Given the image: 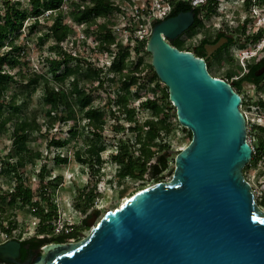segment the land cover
I'll list each match as a JSON object with an SVG mask.
<instances>
[{
  "label": "water",
  "instance_id": "95a60500",
  "mask_svg": "<svg viewBox=\"0 0 264 264\" xmlns=\"http://www.w3.org/2000/svg\"><path fill=\"white\" fill-rule=\"evenodd\" d=\"M193 17L182 11L156 22L146 46L192 132L172 177L107 210L84 238L36 248L34 264H264V207L244 173L253 148L242 97L204 58L168 41ZM20 248L19 239L0 243V259L31 264L17 260Z\"/></svg>",
  "mask_w": 264,
  "mask_h": 264
},
{
  "label": "trees",
  "instance_id": "16d2710c",
  "mask_svg": "<svg viewBox=\"0 0 264 264\" xmlns=\"http://www.w3.org/2000/svg\"><path fill=\"white\" fill-rule=\"evenodd\" d=\"M28 0L29 5L23 6L20 0H5V11L0 13V130L5 131L12 128V156L15 161H5L2 168H5L11 176L14 175L16 182L12 187L0 192V199L9 197L10 202L21 206L28 205L34 207V213L39 218L38 232L44 234L42 237H28L21 240V259L24 262L34 248H38L48 241H65L68 238L76 237L79 229L71 226V230L55 233V222L59 217L58 204L55 201L58 183L57 177H51L46 172L45 166L40 171V182L37 189L25 183L23 172L20 171L29 162L42 156L40 151L33 152L29 145V139L34 132L41 131L43 127L50 131L58 122L68 123L73 121L67 137L51 136L50 144L56 148L68 146L77 134L88 131L93 136V142H85L76 146L73 150L74 158L82 165H87L93 176L98 180L102 178V151L105 144L102 140L104 124L103 118L97 115L99 106L95 105V95L92 88L86 84L88 81L97 82V86H103L105 78L110 79L112 73L120 72L122 76L121 96L123 112L127 120L131 123V130L136 135L132 144L127 139L119 141V149L112 153V158L118 166L115 175L110 179L121 183L125 178L132 177L145 179L146 173L151 177H156L168 167L171 156V143L165 140L176 125L183 129L190 130L183 126L177 116L176 123L172 119V102L169 97V90H166L159 97H147L142 100L143 108L151 110V114L140 121L136 117V108H131L128 104L134 86L143 87L145 85V74L147 70H152L149 82L160 81L152 59L146 62L140 55L134 66L127 61L129 47L124 45L122 40L115 43V54L112 57L111 65L104 70L101 65L88 63L80 65L72 64L73 55L63 51L61 42L66 40L72 33L71 23L67 21L70 17L79 24H92L98 17L107 16L113 11H126L125 0ZM166 1V0H164ZM182 0L178 2L181 3ZM207 1V12L216 10L219 0ZM264 0L259 1V5ZM246 4H254L252 0H246ZM67 3V5H66ZM147 3H150L147 0ZM187 8L193 7L192 0L186 2ZM47 13V14H46ZM46 14V15H45ZM45 15L48 20L44 32L39 36V40L52 39L54 43L51 48L61 50L60 57L48 59L49 70L47 72L34 71L33 73L24 70L25 61L21 53L23 45L18 42L17 33L21 31L26 20L32 19L28 28L32 31L37 29L40 18ZM163 19L155 17L152 22ZM98 37L106 42L103 45L110 48L114 42V36H108L102 29L98 31ZM148 40H140L136 46V51L151 55L146 49ZM103 44V43H102ZM112 52V51H111ZM18 68L16 71H13ZM126 71H123L125 70ZM105 71V72H104ZM159 85V82L157 83ZM41 88L42 110L44 115L36 119L30 111V99L32 94ZM82 120H86L82 123ZM93 124V127L90 126ZM118 128H123V125ZM264 130V127H261ZM192 138V137H191ZM165 140V141H164ZM258 148L264 149V139H257ZM55 159L58 163H68L70 156L56 152ZM255 160V154L251 161L245 166L244 171ZM98 181L79 189L74 196L75 207L83 211L89 210L95 205L97 196ZM259 204L264 206V192L257 198ZM0 223L2 220L0 219ZM48 234H52L48 237Z\"/></svg>",
  "mask_w": 264,
  "mask_h": 264
},
{
  "label": "rangeland",
  "instance_id": "374dc122",
  "mask_svg": "<svg viewBox=\"0 0 264 264\" xmlns=\"http://www.w3.org/2000/svg\"><path fill=\"white\" fill-rule=\"evenodd\" d=\"M20 1L23 6L29 5L28 0ZM149 1L150 3H147V0H125L127 7L125 12H110L105 17H98L92 24H79L74 22L70 17H67L66 19L71 23L73 33L66 40L62 41L61 45L63 51H67L73 55L72 64L76 65L79 63L80 65H86L92 63L94 65H101L104 67V70H107L116 52L115 43L121 39L123 44L126 45V42L129 41L130 31L126 30V25L133 26L140 39L143 41L148 40L154 25L152 18L155 16H163L167 11L166 5L168 4L164 0L162 3H159L161 0ZM239 1L242 2L243 0ZM231 4L234 5V0L225 1L222 5V8H224L222 10L223 13H228L229 16L233 13V6ZM5 5V0H0V13H4ZM235 5L240 6V4ZM252 13L257 17L252 25L258 26L264 23V4H261V6L256 5ZM242 14L244 15L245 11ZM45 15L41 16L40 24H38L35 31L28 28L32 21L30 19L25 21L21 31L17 33L18 42L23 45L21 53L25 61L23 65L24 70H28L31 73L34 71L47 72L49 70L48 59L62 55L61 50L51 48V45L54 43L52 39L44 40V42L39 40V36L44 32L48 22ZM212 19L213 17L208 18L206 20L207 23L212 21ZM217 21L220 23V18ZM236 25L237 22L234 21L230 26L234 27ZM100 29L108 36L115 37L114 42L110 44V48L104 47L103 45L107 43L98 37V31ZM135 45V42L129 45L127 49L129 53L127 61L134 66L140 55L144 57L146 62L151 61L152 55L144 52V50L137 52ZM237 50L241 51L240 49ZM17 69L15 68L13 71ZM123 71H126V69ZM214 71L217 73L221 72L218 68H215ZM144 74L146 80L145 85L143 87L134 86L128 101L131 108H136V117L141 122L152 113L150 109L143 108L142 100L147 97L154 98L163 95L167 87L162 80H153L151 82L147 80L151 78L153 74L152 70H147V74L146 72ZM158 82L159 85L157 84ZM121 84L122 76L120 72L112 73L110 79L105 78L103 86L98 87L97 82L92 81H88L86 84L89 88H92L93 94L95 95L94 103L100 107L97 115L103 118L102 121L104 124L102 140L105 144V149L102 151L103 163L101 172L103 176L101 179L98 180L97 176H93L89 167L77 162L73 155V150L76 146L81 143L94 141L90 132L86 131L83 134H77L68 146L59 149L49 142L51 136L67 137L71 124L73 123L72 120L68 123L58 121L50 131L45 130L43 127L41 131L34 132L33 136L29 139V145L33 152L40 151L42 156L36 158L35 162H29L25 167L20 169L23 172L25 183L37 189L40 182L39 173L42 167L45 166L46 172L51 174L52 178L57 177L55 178V181L58 183L55 201L58 204L60 214L58 219H56V225L65 222L67 225L76 226L79 229L76 237L68 238L62 242L78 241L84 238L107 210L120 206L127 197L147 185L159 180H169L174 171L176 155L191 140V130H186L182 126L176 125L165 139L171 143V156L168 161V167L164 171L160 172L156 177H151L149 173H146V178L143 180L127 177L121 183H118L117 180L111 181L110 179L115 175L118 166L117 162L112 158V153H115L119 149V141L121 139H127L132 144L136 135L135 131L131 130V123L127 120L123 112V103L119 102L122 101ZM253 92L251 90L242 94L246 97L245 102L241 105V109L247 115L248 138L256 149V152H253V155L255 154V160L244 173L253 185L256 197L258 198L264 192V149L260 150L256 141L258 138L264 139V130L261 129L260 125L264 123V109L252 104L250 101L249 95L251 94L253 97ZM41 95L42 90L39 87L32 94L29 104L30 111L38 120L41 115L45 114L42 110ZM172 106V119L176 123L178 118H176L177 110L173 103ZM85 121L82 120V123ZM122 125L123 128H118ZM90 126L93 127V124L90 123ZM12 146V128L5 131L0 130V192L12 187L16 182L14 175L11 176L5 168H2V164L5 161H15V157L11 154ZM56 152L63 155L68 154L70 156L69 162L58 163L55 159ZM96 180L98 181V192L95 205L87 211L75 207L74 196L79 189L89 182L92 185ZM0 219L2 220V223H0V243L10 239L44 236V234L38 232L39 218L34 213V207L15 205L10 202L9 197L0 199ZM57 231L55 228V233ZM51 236L52 234H48V237ZM36 257L33 258L31 264L35 263ZM0 264L23 263L7 262L0 259Z\"/></svg>",
  "mask_w": 264,
  "mask_h": 264
},
{
  "label": "flooded vegetation",
  "instance_id": "af4514ba",
  "mask_svg": "<svg viewBox=\"0 0 264 264\" xmlns=\"http://www.w3.org/2000/svg\"><path fill=\"white\" fill-rule=\"evenodd\" d=\"M178 1L167 0V11L163 18L173 17L182 11H190L194 17L185 30L174 37L169 36L168 41L179 49L192 51L196 56L204 58L207 69L212 75L225 79L240 93L241 105L246 100L245 95L242 94L253 90V97L249 95L250 101L264 109V23L258 26L252 25L257 18L252 10L256 5L261 6L260 0H252L254 4L251 6L246 4V0L242 2L234 0V5L231 4L233 6L231 16L222 11L223 3L228 0H219L216 10L212 12H207V1L201 4L192 2L191 8H187L186 4L182 3L188 0H182L181 3ZM261 4H264V1ZM243 11H245L244 15ZM211 17H213L212 21L207 23L206 20ZM218 18L221 20L220 23L217 21ZM234 21L237 25L231 27ZM219 39L223 40V44L211 50L209 44ZM215 68L221 72H215ZM21 249L22 244L17 257L19 262ZM35 249H32L27 257L31 262L39 254L34 251Z\"/></svg>",
  "mask_w": 264,
  "mask_h": 264
},
{
  "label": "built area",
  "instance_id": "2783aa9c",
  "mask_svg": "<svg viewBox=\"0 0 264 264\" xmlns=\"http://www.w3.org/2000/svg\"><path fill=\"white\" fill-rule=\"evenodd\" d=\"M162 1L163 0H161V1H159V3H162ZM203 0H193L192 2L194 3V4H198V3H200V2H202ZM165 2H167V0L165 1ZM166 9H167V5H166ZM166 13V12H165ZM165 13H164V15H165ZM164 15L163 16H155V17H164ZM155 17H153V18H155ZM153 18H152V20H153ZM136 21V20H135ZM126 30H129L130 32H129V41L128 42H126V44H128V45H131L132 44V42H135L136 43V45H135V47L137 46V44L139 43V41L140 40H142V39H140L139 38V36L136 34L137 32H136V29H134L133 28V26H131V25H126ZM138 30V29H137ZM114 56V55H113ZM111 62H112V60L110 61V63H109V66L111 65ZM245 114V113H244ZM245 116H247L246 114H245ZM261 125V127H264V123L262 124H260ZM248 132H249V130H248ZM249 135V134H248ZM248 141L250 142V144H251V140L248 138ZM251 146H252V148H253V152H256V149H255V147H254V145H252L251 144ZM55 228H56V230H58L57 231V233H59V232H63V231H66V232H68V231H70V229H71V226H69V225H67V223H65V222H62V223H60L59 225H56V222H55Z\"/></svg>",
  "mask_w": 264,
  "mask_h": 264
}]
</instances>
